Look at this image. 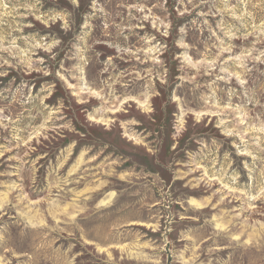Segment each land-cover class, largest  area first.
Segmentation results:
<instances>
[{
    "label": "rangeland",
    "instance_id": "374dc122",
    "mask_svg": "<svg viewBox=\"0 0 264 264\" xmlns=\"http://www.w3.org/2000/svg\"><path fill=\"white\" fill-rule=\"evenodd\" d=\"M0 264H264V0H0Z\"/></svg>",
    "mask_w": 264,
    "mask_h": 264
}]
</instances>
